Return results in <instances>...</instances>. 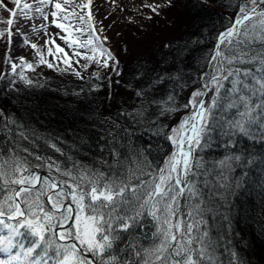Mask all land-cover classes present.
<instances>
[{
	"label": "snow or ice",
	"instance_id": "6c2138e0",
	"mask_svg": "<svg viewBox=\"0 0 264 264\" xmlns=\"http://www.w3.org/2000/svg\"><path fill=\"white\" fill-rule=\"evenodd\" d=\"M10 2L14 7L8 8L0 0V9L9 13L7 19L0 18V23L8 26L0 28V39L8 45L4 63L11 65L10 72L0 73V80L10 89L16 90L17 80L26 87L38 84L25 70L58 66L19 29L13 32L20 18L42 17L46 23L33 25L31 31L42 29L47 35L51 16L50 24L65 33L60 39L72 50L71 56L54 39L44 41L48 56L65 65L62 71L71 70L83 79L73 63L84 69L96 63L111 68L117 76L121 74L119 61L103 46L93 23V0ZM142 7L159 15L164 6L145 3ZM228 7L237 8L235 18L228 17V25H222L194 79L182 68L161 72L157 67L155 74H144L147 89L139 88L135 93L144 97L134 113L137 126L149 124L150 135L163 136L172 146L162 165L150 159L151 143L129 144L124 155L121 142L132 133L120 124L114 125L117 131L109 133L108 147L102 149L113 158L112 163L100 161L107 168L102 171L74 160L14 116L6 118L0 125V264H223V253H227L228 264H245L230 248L231 241L212 236L207 216L213 212L208 205L215 193L209 191L205 196L208 181L200 177L206 176L207 170L198 158L200 149L210 147L215 124L224 130L233 151L222 165L231 161L254 165L257 159L264 162V156L237 150L238 141L233 139L238 136L264 143V0H235L234 4L229 0ZM14 35L35 50L37 64L23 56L18 57L19 63L13 61ZM83 36L87 39H81ZM81 60L86 63L81 64ZM92 75L102 79L99 72ZM189 80L199 86L186 102L178 103V88L188 87ZM169 81L166 94L156 98L152 90ZM100 87L93 85L92 90ZM144 103L157 106L158 119L145 116ZM181 109L187 114L177 124L169 128L161 123ZM24 141L31 147H24ZM38 141L64 156L67 165L39 154Z\"/></svg>",
	"mask_w": 264,
	"mask_h": 264
},
{
	"label": "trees",
	"instance_id": "16d2710c",
	"mask_svg": "<svg viewBox=\"0 0 264 264\" xmlns=\"http://www.w3.org/2000/svg\"><path fill=\"white\" fill-rule=\"evenodd\" d=\"M228 3L229 0H171V6H167V0H161L156 3L164 6L159 10V15L148 8L146 14L136 8H126V11L134 12L137 16V20L125 22L128 35L133 37L135 50L122 35V30L117 28L116 17L106 13L103 18H98L95 27L100 34L99 30L104 25V37L109 42L106 48L119 61L120 77L111 68L98 71L102 79L92 74H85L83 79L57 75L29 77L38 84L26 87L17 80L16 90L0 80V110L4 113L0 116V125L6 122L8 116H14L28 129H35L38 134L55 142L74 160L106 171V166L101 165L100 161L106 159L112 163L113 158L107 150L102 149L108 147L111 139L109 133L117 131L114 125L120 124L132 133L121 142L125 145L120 149L124 155L128 153L129 144L136 147L151 143L153 147L149 157L154 163L162 165L172 146L163 136L150 135L147 131L149 124L141 122L137 126L134 113L141 107L144 97H138L135 93L139 88L147 89V76L144 74H155L157 67L161 72L182 68L194 79L203 57L213 48L215 37L223 30L222 25H228V17L235 18L237 8L228 7ZM0 10L4 13L0 18L7 19L8 13ZM148 16L152 18L148 19ZM29 22V19H18L13 32L19 29L24 35L30 34ZM7 27L0 23V28ZM162 28L169 31L164 37L161 36ZM116 33L120 34L119 40L118 36L114 37ZM159 37L161 39L157 41ZM165 44L172 47L165 48ZM21 45L22 37L14 35L11 51ZM3 55L4 51L0 48V73H8L11 70L5 66ZM170 84L169 81L157 86L152 94L156 98L165 95ZM93 85L101 87L93 91ZM198 86L189 80L188 87L178 88V103L186 102L191 95L189 93ZM148 95L149 91H146L145 96ZM144 108L148 119H158L155 104L144 103ZM186 114L181 109L161 120V123L170 128L174 121ZM213 128L210 147L198 152V158L203 160L207 170V175L200 177L202 181H208L205 196L209 191L215 193L208 205L213 212L207 216L212 236L216 238L219 235L231 241L230 248L240 254L245 264H264V162L257 159L254 165L246 163L240 166L236 161L222 165L221 162L226 161L233 151L226 143L224 130L215 124ZM233 139L238 141L235 145L237 150L243 148L255 157L264 156V143L258 139L253 141L238 136ZM38 143L39 154L65 161L67 165L64 156L42 141ZM23 146L31 147L27 141L23 142ZM224 217H227V221ZM221 259L223 264H228L227 253H223Z\"/></svg>",
	"mask_w": 264,
	"mask_h": 264
},
{
	"label": "rangeland",
	"instance_id": "374dc122",
	"mask_svg": "<svg viewBox=\"0 0 264 264\" xmlns=\"http://www.w3.org/2000/svg\"><path fill=\"white\" fill-rule=\"evenodd\" d=\"M3 1L9 5L12 4L10 2V0H3ZM160 1L161 0H93V4H92L93 14H94L93 23L95 24L97 22V20H99L98 19L99 17L103 18V16L106 13H112V17H114V16L116 17V24L118 25L117 28H120V30H122V35L124 34L127 41L131 42L133 45V37L131 34H130V36L128 35L127 30L125 29V24H126L125 22L128 20H137V16L134 14V12L126 11V8H131V9L136 8L140 11V13L146 14L147 9L142 7V5H144L145 3L156 4ZM98 10H100V11H98ZM46 11H50V9H46ZM2 15H4V13L1 12V10H0V16H2ZM50 20H51V16H49L47 35H45L44 30L41 29L35 33L31 31L30 32L31 35L27 34L26 36L28 37V39L31 43H36L38 46H41L42 51H43L46 59H48L50 62H52L53 64H56L58 66L56 68L50 69L46 65H38V66H36L35 71L25 70V74L28 77H36V78H45V77L53 76V75L75 78L77 76H75L71 70L62 71V69H64L65 65H63L62 63H58V61L53 60L52 57L48 56L47 47H44V41L46 39H54L55 42L57 44H60L61 47L65 48V51L68 52L69 55L71 56L72 50L69 49L67 47V45L64 43V41L60 39V36L65 35V33L62 32L60 29H57L56 27L52 26L50 24ZM29 21H30L29 22L30 30L32 29L33 25L39 27L40 25L46 23L42 17H37V18H34L32 20H29ZM103 24H104V22H103ZM101 29H103V31H101L100 34L98 33V35L101 37V40L103 42V46L106 48V44H109V42L107 40H103V38H104V25L101 27ZM168 32L169 31L162 28L161 36L162 37L166 36L168 34ZM56 33H59L60 35L57 36V35H55ZM116 36H118V40H119L120 34L119 33L114 34V37H116ZM81 39H87V36H83V37H81ZM159 39H161V38L159 37L157 39V41H159ZM49 47H52L53 51L55 52V46L54 45L50 44ZM0 48L4 51V55H3V57H4L5 52L8 50L7 42L4 39L0 40ZM132 48H133V50L136 49V47H134V45ZM81 51H83V49H81ZM59 55L62 56L63 54H59ZM21 56L25 57L29 62L37 64L38 58L35 56V50H33L30 47V44L29 45H21L16 50L11 51V57H12L13 61H15L16 63H19L18 57H21ZM73 59L75 60V58H73ZM101 59H103V58H101ZM80 63L84 64V63H86V61L81 60ZM5 66L6 67L9 66V69L11 70L10 64H5ZM73 67H76L81 72L82 76H84L85 74H92L94 72H98V71L103 70V69H108V68H102V67H100V65H98L96 63L89 64V67L87 69L80 68L78 65H75L74 63H73ZM119 77L120 76L118 75V78ZM191 92L189 94H191ZM180 115H182V114L180 113ZM178 118H177V120H178ZM179 120L174 121L175 122L174 125L177 124L179 122Z\"/></svg>",
	"mask_w": 264,
	"mask_h": 264
}]
</instances>
